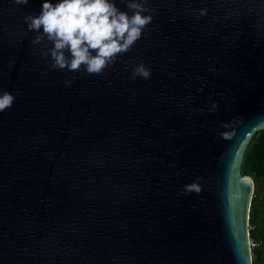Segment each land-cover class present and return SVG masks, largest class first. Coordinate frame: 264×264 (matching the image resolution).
Listing matches in <instances>:
<instances>
[{
    "label": "water",
    "instance_id": "water-1",
    "mask_svg": "<svg viewBox=\"0 0 264 264\" xmlns=\"http://www.w3.org/2000/svg\"><path fill=\"white\" fill-rule=\"evenodd\" d=\"M39 6L0 0V90L15 95L0 264H253L241 165L264 128V0H148L144 35L100 74L49 68L23 20ZM139 62L150 78H131Z\"/></svg>",
    "mask_w": 264,
    "mask_h": 264
},
{
    "label": "clouds",
    "instance_id": "clouds-1",
    "mask_svg": "<svg viewBox=\"0 0 264 264\" xmlns=\"http://www.w3.org/2000/svg\"><path fill=\"white\" fill-rule=\"evenodd\" d=\"M14 4L28 5L29 0H14ZM154 13L148 0H40L38 12H26L23 20L27 30L35 33L32 44L48 42L41 55L48 58L49 68L100 74L142 38ZM199 13L205 15L207 9L201 8ZM150 75L151 69L143 62L131 67L132 79H148ZM71 83V79L64 80L65 85ZM14 101V93L0 90V112ZM210 104L207 110L213 113L218 102L213 100ZM228 123H221L218 134L226 130ZM200 179L182 185L183 193H199Z\"/></svg>",
    "mask_w": 264,
    "mask_h": 264
},
{
    "label": "trees",
    "instance_id": "trees-1",
    "mask_svg": "<svg viewBox=\"0 0 264 264\" xmlns=\"http://www.w3.org/2000/svg\"><path fill=\"white\" fill-rule=\"evenodd\" d=\"M241 175L251 177L254 195L251 203L249 225L253 264H264V128L251 139L244 153Z\"/></svg>",
    "mask_w": 264,
    "mask_h": 264
},
{
    "label": "rangeland",
    "instance_id": "rangeland-1",
    "mask_svg": "<svg viewBox=\"0 0 264 264\" xmlns=\"http://www.w3.org/2000/svg\"><path fill=\"white\" fill-rule=\"evenodd\" d=\"M251 242H252V240H251ZM252 243H253V242H252ZM255 246H256V245L253 243V246H251V247L253 248V247H255Z\"/></svg>",
    "mask_w": 264,
    "mask_h": 264
},
{
    "label": "built area",
    "instance_id": "built-area-1",
    "mask_svg": "<svg viewBox=\"0 0 264 264\" xmlns=\"http://www.w3.org/2000/svg\"><path fill=\"white\" fill-rule=\"evenodd\" d=\"M251 246H253V243L251 242Z\"/></svg>",
    "mask_w": 264,
    "mask_h": 264
}]
</instances>
